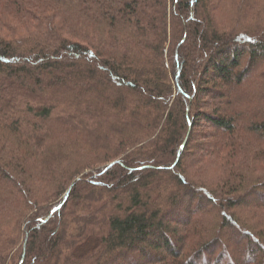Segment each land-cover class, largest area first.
<instances>
[{"label":"trees","instance_id":"trees-1","mask_svg":"<svg viewBox=\"0 0 264 264\" xmlns=\"http://www.w3.org/2000/svg\"><path fill=\"white\" fill-rule=\"evenodd\" d=\"M219 1L0 0V264H264V23Z\"/></svg>","mask_w":264,"mask_h":264},{"label":"rangeland","instance_id":"rangeland-1","mask_svg":"<svg viewBox=\"0 0 264 264\" xmlns=\"http://www.w3.org/2000/svg\"><path fill=\"white\" fill-rule=\"evenodd\" d=\"M240 0H235V2H239ZM219 6H216V7H219L217 12L214 8V16H215V20H216V23L220 26V24H225V21L228 19V18H232L231 20H235L233 19V16L236 15V13L234 12V7L232 6V0H222V1H219ZM255 4H257V6H255V12L258 13V15L256 17H253L252 15L244 18V19H241L240 20V24L242 25V27H237V23H234L235 21H233V26L235 27V30L237 32H239V29H242V28H245L244 25H255V24H259V23H264V0H256L255 1ZM215 7V6H213ZM259 10V11H258ZM222 27V26H221ZM238 28V29H236ZM240 33H242V31H240ZM189 43V37L187 38V41H186V45ZM264 69V66H263V63L262 62H256L253 66V68L251 69L250 73L248 74L247 76V79H245V81L243 82L242 84V87H241V90L242 91H245V84H248L249 82L251 83V80H253V78H255V75L257 74V69ZM252 78V79H251ZM247 80V81H246ZM255 86H257L255 84ZM244 88V89H243ZM241 91V92H242ZM240 93H236L238 95V97H240ZM224 95H227V89H225L224 91ZM203 100L209 104L211 103V101H209L208 98H203ZM223 102V101H221ZM225 117H227L228 115L227 114H224ZM208 128L207 126L201 122L199 126L196 127V129H194V132H199V131H206ZM197 140L199 138H196ZM207 149L206 147H203V148H192V150L196 152V154H201V152L203 150ZM184 162L186 163L185 165L187 166V170H189V172L191 173L192 177L194 175L195 179L197 180H205L207 182H211L212 180L214 179H217L223 172V170L219 169V167H215L212 164H203L201 165V168L198 166V165H194L192 166V161L187 159V158H183ZM256 164V163H255ZM257 166H259V168H263L264 170V161L263 162H257L256 164ZM205 169V170H203ZM188 174V173H187ZM246 201L247 203H250V204H253L254 202L255 203H258L260 202V199L259 198H255L253 199V196L251 195H247L246 197ZM208 208H211L212 209V212H218V208L217 206H214V205H208L207 206ZM225 234H226V238H231V236L227 233V231L225 230ZM233 247V246H232ZM235 251V248L233 247L232 249V252H233V256L236 257V258H241L242 255H239L237 256L236 253L234 252ZM161 253V255H165L164 253H162L161 251H159V254ZM150 259V258H149ZM203 263V262H202Z\"/></svg>","mask_w":264,"mask_h":264},{"label":"water","instance_id":"water-1","mask_svg":"<svg viewBox=\"0 0 264 264\" xmlns=\"http://www.w3.org/2000/svg\"><path fill=\"white\" fill-rule=\"evenodd\" d=\"M67 196V193L65 194V197Z\"/></svg>","mask_w":264,"mask_h":264}]
</instances>
